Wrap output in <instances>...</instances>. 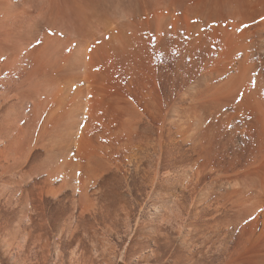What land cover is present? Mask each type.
I'll return each mask as SVG.
<instances>
[{"label": "rangeland", "instance_id": "1", "mask_svg": "<svg viewBox=\"0 0 264 264\" xmlns=\"http://www.w3.org/2000/svg\"><path fill=\"white\" fill-rule=\"evenodd\" d=\"M194 1L54 0L56 21L70 31L59 32L70 43L52 66L58 69L38 66L44 37L57 33L44 19L33 79L13 83L0 74V264L198 261L192 241L201 223L197 215L187 223V211L199 192L190 167L200 155L181 97L215 52L232 60L233 43L247 36L264 2ZM249 236L227 258L244 260ZM215 256L216 263L226 258Z\"/></svg>", "mask_w": 264, "mask_h": 264}, {"label": "bare ground", "instance_id": "2", "mask_svg": "<svg viewBox=\"0 0 264 264\" xmlns=\"http://www.w3.org/2000/svg\"><path fill=\"white\" fill-rule=\"evenodd\" d=\"M78 1L80 2V0ZM193 2L195 1L193 0ZM262 2H264V0ZM185 3L186 2H184V5ZM53 5L54 0H0V30L3 28L2 30L5 29L4 32L8 31L4 38L0 40V74L3 70L4 72L7 71V73L5 72V76L7 74V79L12 80L11 82H13L14 80L18 81V78H21V80L25 79V81L27 80V82L28 80L33 79L31 78V75L33 74L31 72H33L36 68L33 67V71L31 70L30 75L29 69L32 66V64H30L32 62L30 61L33 58V55L35 56V59L38 58H36V55L38 56V54L36 53L35 55V51L38 47L37 40L39 37L38 35L40 28L39 22L41 20H47L51 26V30L57 33L55 35L48 34L45 37L43 36L45 40L42 39L44 41V44H42L44 46L41 45L42 48H38V53H40V51H43L44 54L43 61L41 60L43 62V65L39 60L40 57L35 61L36 63L40 61V63H38V66L40 67L47 66L48 69L52 68L54 70L56 67L52 66L60 63V57H62L61 54L63 53L67 45H69L70 38L69 36L67 37V35L64 37H67L69 39L64 37L61 38L59 36V32L70 34V31L66 28L68 26L65 27L64 24L60 25L56 21ZM232 5L234 4L232 3ZM262 5H264V3ZM156 11L157 10L154 11L155 14H157ZM57 14L60 13L57 12ZM234 15L235 14H233L232 16ZM65 17L67 19V16ZM90 17L91 16H89V19ZM259 18L260 20H257ZM135 19L138 20L140 19V17ZM123 21L122 22L125 23V20ZM231 21L234 20L232 19ZM250 23L251 27L250 30H248L249 32L247 31V36L243 35L245 37H242L240 36V34L239 36L242 38L236 37L237 40H235V42L232 40L234 42V45L232 44L234 47L232 51L234 53L231 55L232 60H223L221 59L222 55L215 52L216 55L215 57H213L214 59H211L212 62H210V64L209 62L208 64L206 62L205 65H210V67L207 68L208 70L206 71L204 69L203 72L205 73L200 79L199 83L197 81L198 85L195 84V88H193L194 86L192 84V86L189 85L191 87H187L184 96L181 97V103H188V106L184 108L185 110L183 109L186 113V115H184L183 117L187 120L186 122L187 124H189L190 130L194 129L193 133L195 135H193L197 143V147L199 148L200 155V160L198 159L199 163L196 162L190 167L193 172L194 178L197 179V183L200 186L199 192L196 200L193 203V207L188 209L187 211L188 216L191 215L190 218H187V223L188 221L193 219V216L195 215H197L198 221H200L201 223V227L197 230L198 237L196 240L194 239V241H192V244H194L193 254H195V256H198L196 257V259L198 258V264H264V13L250 20L249 24ZM233 25L235 27V24ZM196 31L198 32V30ZM187 36L188 38H190L189 35ZM193 37L194 36H192L191 38ZM196 39L198 38H195V40ZM191 41L194 40L191 39ZM195 42H197V40ZM39 56H41V53L39 54ZM49 66L51 67L49 68ZM35 67H37V65ZM43 67H41V70ZM60 67L61 66H59V68ZM45 69L48 70L47 68ZM57 71L58 70H56V72ZM26 73L30 76L26 77ZM23 77H26L27 79ZM9 80H6L7 83ZM6 81L4 80V82ZM15 83L17 84V86L20 85L17 82ZM24 83L22 81L21 85H23ZM46 83L49 84L48 81ZM35 85L37 87L38 83ZM32 87L35 88V86ZM45 87L43 85V89ZM17 89L21 90L19 86L17 87ZM54 91L57 92L56 90ZM17 94L18 93L16 92L15 95ZM23 94L21 95V97L24 96ZM49 95L54 96L55 93H52V95L47 93L46 97ZM43 97H45V94ZM47 99L48 98H46V100ZM39 100L41 99L39 98ZM39 100L38 102H40ZM38 102H35V104L39 105ZM178 104L180 103L178 102ZM38 107L40 108L42 107V105H39ZM178 115L179 114H177V116ZM34 116L35 115H33V117ZM48 121L46 124H48ZM8 122L10 121L8 120ZM191 126H193V128H191ZM32 132L33 131H31V134ZM189 134H191V132ZM90 160L92 161V159ZM207 179L210 180L207 181ZM191 209L192 212L193 210H196L195 214L191 212ZM250 225L252 228H254L253 232H251V227H248ZM247 227L251 230L250 234H248V230L247 233L245 232ZM244 232L246 235H250L247 240L248 243H246H250L252 251L248 253L247 257L245 256L246 259L244 258V260H234V258L232 257L227 258L229 256L227 254L236 246L238 242H240L241 239L243 240V237L245 235ZM185 240L188 241L186 238ZM245 241L246 240L244 239V242ZM247 244L245 246H247ZM206 248L207 251L204 252V249ZM211 250H213L214 255L209 257L208 253ZM198 254L201 255L199 256ZM215 255H218L219 258H226H224L221 263H216V258L218 257H216ZM226 259L234 260V262L231 263ZM197 262H195V264H197Z\"/></svg>", "mask_w": 264, "mask_h": 264}, {"label": "snow or ice", "instance_id": "3", "mask_svg": "<svg viewBox=\"0 0 264 264\" xmlns=\"http://www.w3.org/2000/svg\"><path fill=\"white\" fill-rule=\"evenodd\" d=\"M50 35H55V33H49ZM62 35V34H61ZM41 43H43V41H41V40H37V46L39 45V44H41Z\"/></svg>", "mask_w": 264, "mask_h": 264}]
</instances>
